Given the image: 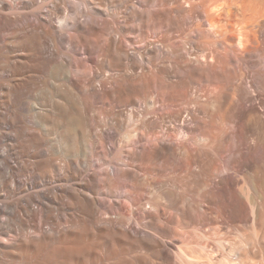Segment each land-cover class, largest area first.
<instances>
[{"label":"bare ground","instance_id":"6f19581e","mask_svg":"<svg viewBox=\"0 0 264 264\" xmlns=\"http://www.w3.org/2000/svg\"><path fill=\"white\" fill-rule=\"evenodd\" d=\"M262 218L264 0H0V264H264Z\"/></svg>","mask_w":264,"mask_h":264},{"label":"rangeland","instance_id":"374dc122","mask_svg":"<svg viewBox=\"0 0 264 264\" xmlns=\"http://www.w3.org/2000/svg\"><path fill=\"white\" fill-rule=\"evenodd\" d=\"M250 167H251V166H245V167L243 168V171L245 170V172H247L248 170H250ZM262 220H264V219L262 218Z\"/></svg>","mask_w":264,"mask_h":264}]
</instances>
